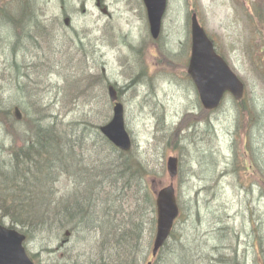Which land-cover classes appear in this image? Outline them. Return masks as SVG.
I'll use <instances>...</instances> for the list:
<instances>
[{"label": "rangeland", "instance_id": "obj_1", "mask_svg": "<svg viewBox=\"0 0 264 264\" xmlns=\"http://www.w3.org/2000/svg\"><path fill=\"white\" fill-rule=\"evenodd\" d=\"M11 1L0 0V6ZM29 3L33 4L39 20L44 22L41 24L46 26V32L42 35L34 33V41L22 37L23 29L17 26L0 33V98L10 107L17 108L14 113L16 121L5 126L0 119V140L6 139L8 145L12 135L15 148L24 144L23 135L29 128L24 111L26 101L31 103L30 106L35 102L48 106L53 114L69 122L80 118L101 122V125L110 122L112 105L100 95L103 88L93 79L84 82L85 74L92 78L104 76L108 86L114 85L121 90L120 102L125 108L126 126L134 147L144 155L150 164L149 169L153 167L147 179L149 193L156 198L160 190L171 184L166 167L168 158H181V149L175 144L177 135L173 130H186L197 121L208 120L209 124L202 121L190 141L195 144L189 149L196 156H201L200 162L189 159L186 153L183 155L185 160H190L192 171H184L174 181L177 196L186 202L207 185L208 180L214 181V187L222 186L220 199L209 201L201 196V203H195L193 211L204 214L209 206L217 215L226 216L225 227L230 225L233 230L228 231L230 239H226L227 233H221L219 238L222 240L217 242L218 245L237 248L242 264H256L254 261L259 253L256 238L264 236V193L260 189L264 188V20L261 22L260 19L264 17V0H169L162 37L156 43L150 36L142 0H101L100 7H97V0H29ZM193 14L198 15L218 51L245 83L244 103L253 110V115L248 111L246 118L242 116V106L228 97L220 110L201 117L198 93L187 73L191 53L189 27ZM66 19L70 21L68 27ZM31 30L33 28L29 27L27 37ZM36 30L40 31L39 28ZM25 41L30 44L26 55L17 57L15 53L12 60L14 53L9 51L11 63L36 64L30 67L28 78L22 81L28 88L23 93L13 78L17 69L11 72L6 69L9 66L6 61L8 54L5 55L6 48L3 46L7 44L10 50ZM128 56L132 67L128 65L130 60H125ZM142 66L145 69L143 75ZM80 74L83 77L80 82L70 83L75 89L70 94L72 96H64L66 87H70L64 85L66 78ZM134 77H140L134 82L138 86L131 84ZM106 112L108 114L104 116ZM207 131H211V136ZM168 133L173 136L167 143ZM209 150L216 153L215 158L220 157L213 172L215 176L209 175L208 169L203 175L200 172V164L209 163L206 157ZM234 150L237 157L246 153L250 157L253 151L263 159L260 172L253 169L243 179L253 192L255 187L258 188L255 197L242 205L231 188L245 186L241 177L246 174L237 172L234 177L222 176L215 182L220 173L225 174ZM78 160L89 174L99 158L90 149L88 153L80 154ZM58 183L61 195H70L75 189L73 175L68 173L61 176ZM110 192L104 188L99 190L95 199L97 204L104 203ZM134 207L135 203L127 206L130 211H134ZM217 215L211 220L219 218ZM5 225L9 223L5 222ZM181 229H184L183 233H189L194 246L207 243L212 248L218 239L210 219L203 220L196 228L185 225L181 219V223H177L179 233ZM83 237L85 240L78 247L83 257L78 261L88 264L90 256L92 259L96 256L101 232ZM26 247L36 263L48 259L46 254L41 253V244L37 241L27 242ZM151 247L152 244H149L145 264L152 259ZM50 248L56 251L57 245L52 244ZM56 252L60 254L62 264H76L78 257L67 261L63 259L64 250ZM206 260L204 257L201 264H205Z\"/></svg>", "mask_w": 264, "mask_h": 264}, {"label": "trees", "instance_id": "obj_2", "mask_svg": "<svg viewBox=\"0 0 264 264\" xmlns=\"http://www.w3.org/2000/svg\"><path fill=\"white\" fill-rule=\"evenodd\" d=\"M39 19L29 0H12L0 6V23H3L7 29L20 27L23 29L21 36L32 41L36 38L34 33L42 35L46 32V26L41 24L44 22ZM260 19L262 22L264 17ZM51 25L52 23L49 27ZM29 27L33 30L27 37ZM37 28L40 29L39 32ZM0 31V33L5 32L1 28ZM29 45L25 41L16 44L17 47L13 46L10 50L7 44L3 46L6 48L5 55L8 54L6 61L10 64L6 69L10 72L17 69L13 78L18 83L20 92L23 93H25L24 89H28L26 83L22 81H25V77L28 78L30 65L29 63L23 65L17 62L11 63L9 51L14 53L11 56L14 60L15 53L17 57L26 55L27 49L30 48ZM49 64L52 67L51 63ZM49 69L52 70V68ZM90 79L100 84L103 88V93L100 92V95L108 104H111L107 92L108 84L104 82L105 77L97 75L92 78L88 74L84 75V82H89ZM66 81V85L70 87H66L64 96L69 98L75 90L70 83L77 82H73L70 75ZM119 92H121L120 89ZM27 102L24 111L28 116L29 128L23 135L24 144L15 148L12 145L14 140L12 135L8 145L6 139L0 140V224L8 222L10 228H19L24 232L28 242L37 241L41 244V253L46 254L48 259L36 264H62L60 254L56 252L61 250H64L63 259L71 261L74 257H78L75 263L80 264L78 260L83 257V252L78 247L85 240V237L81 238L82 235L87 236L97 231L101 232L100 242L97 241L96 246L98 250L96 249V256L93 259L90 256L88 264L145 263L149 254V244L153 243L156 234L157 223L156 198L149 193L147 179L153 167L152 170L149 169L150 164L135 147L129 153L117 149L100 133L101 122L86 120V118L69 122L53 114L48 106L39 105L36 102L30 106L31 103ZM236 104L242 106V116L245 118L248 111L253 115V110L245 106L244 101ZM10 106L0 98V119L5 126L17 119L14 114L17 108ZM107 114L106 112L104 116ZM210 114L212 113L201 109V117ZM202 121L210 123L208 120ZM202 121L193 123L186 130H173L177 135L175 144L181 149L180 175H183L184 171H192L189 166L190 160H185L184 153L189 159H197L200 162L201 156H196L189 147L195 144L193 141L190 142L193 137L192 133L200 129ZM207 133L211 136V131ZM172 136L171 133L167 134V143ZM90 149L96 153L99 160L88 174L86 167L78 159L80 154L88 153ZM234 153L235 150L225 174L220 173L221 176H218L215 182L221 180L222 176L234 177L237 172L246 174L241 177L245 186L231 188L236 200L242 205L255 197L258 188L255 187L253 192V188L244 183L243 179L250 175L253 169H259L260 172L263 159L253 151L250 157L249 153L242 156L238 152L239 157ZM215 155V152L209 150L206 156L209 163L205 162V165L199 163L202 175L208 170L209 175H216L213 172L220 157L215 158ZM239 159L240 162H238ZM66 173L73 175L75 189L70 195H61L57 185L60 177ZM262 173L264 174L263 170ZM213 184L214 181L208 180V184H205V187L203 186L186 202L178 198L181 215L177 223H181L182 219L185 225H192L196 228L203 220L210 219L219 240L216 238L212 248L207 243L194 246L189 233H183L184 229L179 230V233L176 223L169 242L160 252L155 264H201L204 257L207 258L205 264H242L237 248L223 247V249L217 243L222 240L219 235L228 234L229 228L225 227L224 221L226 216L217 215L216 211L209 206L204 214L193 211L196 204L201 203V196H205L204 200L209 201L221 198L219 193L222 186L214 187ZM103 188L105 191L111 190L102 203L105 211L92 205L98 198L97 193ZM260 189L264 193V188L260 187ZM134 203L135 210L130 211L127 206H132ZM216 215L219 218L214 219L213 222L211 218ZM91 216L95 219L91 220ZM66 230H69L67 234H65ZM50 232L52 234H49ZM238 236L237 234L236 239L239 238ZM52 244L57 245L56 251L51 250ZM256 244L259 253L254 262L264 264V236H258Z\"/></svg>", "mask_w": 264, "mask_h": 264}, {"label": "water", "instance_id": "obj_3", "mask_svg": "<svg viewBox=\"0 0 264 264\" xmlns=\"http://www.w3.org/2000/svg\"><path fill=\"white\" fill-rule=\"evenodd\" d=\"M150 27V34L158 40L163 19L168 8V0H143ZM68 24V21H67ZM188 73L192 78L206 111L218 110L226 94L237 101L245 95V85L230 68L228 63L216 52L215 45L201 27L196 15L192 18V51ZM111 101L115 104L112 120L100 128L101 133L118 149L132 150V140L127 131L124 106L118 102V92L109 88ZM167 171L172 180L179 175V159L170 157ZM157 234L154 240L153 257L156 258L170 239L180 208L172 183L157 194ZM26 235L18 230L0 225V264H35L29 256L25 243ZM149 264H153L150 262Z\"/></svg>", "mask_w": 264, "mask_h": 264}, {"label": "bare ground", "instance_id": "obj_4", "mask_svg": "<svg viewBox=\"0 0 264 264\" xmlns=\"http://www.w3.org/2000/svg\"><path fill=\"white\" fill-rule=\"evenodd\" d=\"M0 28H3V30H7V27H5V25L3 24V23H0ZM6 28V29H5ZM15 64V63H14ZM10 65V64H9ZM30 65V64H29ZM33 65H36V64H34V63H31V65H30V67L31 66H33ZM49 68H52L51 66L49 67ZM72 78V81L73 82H80L81 81V79H83V77H82V75L80 74V75H75L74 77H71ZM71 81V82H72ZM64 85H66V84H64ZM136 86V85H135ZM83 88H86L85 86L83 87ZM90 118V117H89ZM92 205H94V207H98V208H101V210L102 211H105V209L102 207V204H97V202H95V203H93ZM95 218L93 217V216H91V220H94ZM227 228H229V231L230 230H233L232 228H231V226L229 225V226H227ZM226 239H230L229 238V235L227 234V236H226ZM142 264H145V263H142Z\"/></svg>", "mask_w": 264, "mask_h": 264}, {"label": "flooded vegetation", "instance_id": "obj_5", "mask_svg": "<svg viewBox=\"0 0 264 264\" xmlns=\"http://www.w3.org/2000/svg\"><path fill=\"white\" fill-rule=\"evenodd\" d=\"M102 4L100 3V2H97V7H100ZM189 33H190V35H191V26L189 27ZM130 60V63L128 64V65H130L131 67H132V64H131V59L129 58V56H128V58H126L125 60ZM142 72H141V74L143 75V71H145V69L143 68V66H142ZM131 72H132V70H131ZM140 77H134V78H132L131 79V81H132V83L131 84H133L135 81H136V79H139ZM136 83V82H135ZM134 83V86L135 85H137V84H135ZM192 84H193V82H192ZM134 86H133V88H134ZM138 86V85H137ZM193 86H194V84H193ZM195 87V86H194ZM128 88H129V86H128ZM197 91V90H196Z\"/></svg>", "mask_w": 264, "mask_h": 264}]
</instances>
